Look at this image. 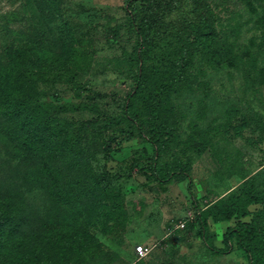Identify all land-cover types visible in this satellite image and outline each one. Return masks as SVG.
<instances>
[{"label":"rangeland","instance_id":"rangeland-1","mask_svg":"<svg viewBox=\"0 0 264 264\" xmlns=\"http://www.w3.org/2000/svg\"><path fill=\"white\" fill-rule=\"evenodd\" d=\"M13 1L0 0V13L11 10L28 18L18 21L14 28L25 29L30 40L40 27L47 31L46 51L41 53V60L31 61L29 72L36 84L54 85L62 91L43 99L56 104L86 99L96 102V111L79 116L69 113L84 119L85 125L92 123L85 121L91 117L98 120V114L126 116L123 104L133 83L118 61L125 50L134 53L137 43L135 33L118 26L127 20L128 0ZM248 1L216 0L223 14L227 4L239 21L242 32L234 46L236 59L234 65L222 61L218 71L208 69L200 92L189 98H172L175 108L188 111L169 142L162 135L159 140L164 143H158L156 137L143 128H132L126 119L110 130L102 129L99 123L81 130L80 124H74L67 135L60 136L57 128L48 134L59 151L50 154L45 150L40 160L49 166L57 183L66 178L88 183L97 171L103 172L106 182L90 197L100 201L99 211L83 203H78L77 213L71 212L69 205L61 208L62 220L71 218L74 231L86 234L62 245L61 252L70 258L52 261L44 257L41 262L35 257L37 242L31 239L28 251L34 253L29 264H250L246 252L236 245L222 251L225 232L236 225V219L216 222L210 213L220 200L223 207L261 209L259 204L246 206L242 198L248 179L258 188L264 187V84L256 79L264 68L262 38H256L262 34L257 22L261 21L264 11L260 5L264 4ZM253 1L254 6H249ZM29 44L0 30V55L6 49L22 48L37 54ZM209 88L213 101L205 93ZM112 92L117 96L96 97L97 93ZM127 127L130 133L121 131ZM103 137L114 148L108 155L96 140ZM66 145H74L75 152ZM156 153L157 165L165 169H176L178 162L185 167V162H190V179H170L162 185L145 167ZM37 162L31 164L30 174ZM112 196L120 205L110 215L107 204ZM47 199L45 194L33 196L41 208L50 204ZM251 218L250 214L243 220ZM94 233L101 245L92 239ZM256 241L264 258V215ZM141 244H148L152 250L139 260L135 248Z\"/></svg>","mask_w":264,"mask_h":264},{"label":"trees","instance_id":"trees-1","mask_svg":"<svg viewBox=\"0 0 264 264\" xmlns=\"http://www.w3.org/2000/svg\"><path fill=\"white\" fill-rule=\"evenodd\" d=\"M255 1H263L264 4V0ZM255 1L248 5L254 6ZM11 2L14 3L13 0ZM215 3L216 0H128L127 20L118 26L120 29L125 27L127 33H135L137 43L134 53L125 50L121 61H118L119 66L124 64L126 76L133 83L123 104L126 116L103 117L98 114V120L92 117V120H85L92 121L90 125L69 113H78L79 116L87 111H96L99 106L96 102L86 99L56 104L43 97L62 90L54 88V85L43 87L33 81L29 67L31 61L41 60V53L46 51L45 28L40 27L36 31L37 36L30 40L25 29L14 28L18 21L27 20V17L11 10L0 13L2 32L23 43L29 42V48L38 50L36 54L23 48L17 51L6 49V53L0 55V264H29L33 259L30 254L34 252L41 262L44 257L52 261L69 259L70 255L64 256L60 250L62 245L74 243L77 236L86 234L74 231L71 218L62 220L61 208L69 205L71 212L77 213L78 203H83L90 210L101 209L100 201L90 197L94 189L106 182L103 172L92 173V180L88 183L75 178L57 183L49 172V166L40 160L44 158L45 150L50 154L59 151L54 149V140L48 138L50 132L57 128L59 135L64 136L72 133L70 130L74 124H80L78 128L81 130L92 129L98 123L102 124V129L110 130L126 119L132 123V128H143L156 137L158 143H164L163 139L159 140L162 135L169 142L188 111L175 108L172 98H185L186 95L189 98L203 90L208 69L220 70L222 61L234 65V46L242 30L234 10L224 3L226 13L223 14V9ZM260 7L264 11V5ZM260 22L257 25L262 27V34L256 38H262L260 52L264 54V13ZM15 52L19 54L15 55ZM38 74L43 75L42 72ZM256 79L264 84V68L257 73ZM212 92L209 88L205 93L210 99L212 96L213 101ZM112 93H97L96 97L117 96ZM121 131L130 133L128 127ZM96 140L105 155L114 150L108 138ZM66 146L75 152L74 145ZM159 154L152 155L145 167L162 185L170 179L177 182L190 179V162H185V167L178 162L176 169H165L157 165ZM36 160L39 162L32 167L30 174L31 164ZM250 179L243 188L242 198L246 206L259 204L260 210L223 207L220 200L210 208V213L216 222L236 219V225L228 227L225 232L223 252L236 245L246 252L250 264H264L256 241L264 215V187L258 188ZM35 194H45L50 204L41 208L33 200ZM118 205L112 196L107 204L108 214L113 215ZM250 214L252 218L244 221L243 218ZM31 232L33 236L29 235ZM31 239L37 244L34 252L29 253ZM92 239L101 245L97 233Z\"/></svg>","mask_w":264,"mask_h":264},{"label":"built area","instance_id":"built-area-1","mask_svg":"<svg viewBox=\"0 0 264 264\" xmlns=\"http://www.w3.org/2000/svg\"><path fill=\"white\" fill-rule=\"evenodd\" d=\"M151 250L152 248L148 244H141L136 246L135 255L139 260H142L150 254Z\"/></svg>","mask_w":264,"mask_h":264}]
</instances>
